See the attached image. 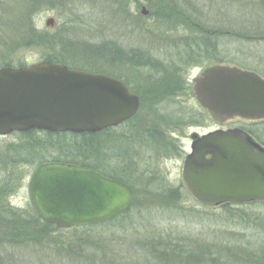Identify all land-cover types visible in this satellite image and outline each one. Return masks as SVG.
<instances>
[{
	"label": "rangeland",
	"instance_id": "rangeland-1",
	"mask_svg": "<svg viewBox=\"0 0 264 264\" xmlns=\"http://www.w3.org/2000/svg\"><path fill=\"white\" fill-rule=\"evenodd\" d=\"M243 2L0 0V63L54 57L127 81L142 101L139 128L110 134L114 170L107 171L123 174L138 192L129 222L46 232L33 217L28 182L34 164L59 153L28 158L23 136L0 135V193L8 196L0 199V219L12 216L4 212L7 201L19 214L12 223L0 221V264H264V202L230 210L204 206L182 180L193 132L244 127L264 148V119L217 122L183 86L209 61L264 77V0ZM194 107L201 108L203 125L192 118L174 123ZM160 243L164 249L151 251ZM175 246L188 255H161Z\"/></svg>",
	"mask_w": 264,
	"mask_h": 264
},
{
	"label": "water",
	"instance_id": "water-1",
	"mask_svg": "<svg viewBox=\"0 0 264 264\" xmlns=\"http://www.w3.org/2000/svg\"><path fill=\"white\" fill-rule=\"evenodd\" d=\"M146 13V12H145ZM53 18L47 20L52 25ZM192 93L214 120L264 119V77L227 64L205 67ZM140 97L121 79L42 60L0 67V135L40 129L98 132L134 117ZM182 179L204 206L264 202V148L239 127L193 132ZM28 192L43 221L59 228L115 219L135 201L134 188L93 168L43 162Z\"/></svg>",
	"mask_w": 264,
	"mask_h": 264
},
{
	"label": "trees",
	"instance_id": "trees-1",
	"mask_svg": "<svg viewBox=\"0 0 264 264\" xmlns=\"http://www.w3.org/2000/svg\"><path fill=\"white\" fill-rule=\"evenodd\" d=\"M243 1H245V0H228V3H230L231 5H234L236 7H239V3L241 4V2H243ZM252 3H253V1H252ZM250 12L251 11H249V13ZM60 39H61V42H63L62 40H64V39L63 38H60ZM49 43H52V42L49 41ZM98 49L100 52H102V50H103V49L101 50L100 48H98ZM99 51L96 50V53L99 54ZM119 54H123V53H119ZM194 56H196V54H194ZM42 60H51L53 62L62 63V64H66L67 66H69L66 62L61 61L59 59H56L54 57H44V59H42ZM197 63H200V62H197ZM209 63H210V61L207 63L205 62V65H208ZM28 64H30L28 60H25V62H20L19 64H14L12 61L2 60V62L0 63V67H3V66L18 67V66H26ZM69 67H71V66H69ZM87 70H89V69H87ZM125 82L127 85H129V83L127 81H125ZM183 86L185 87V89H187V91L189 89V92L191 93L190 86L187 87L188 86L187 83H185V85H184V82H183ZM130 88L132 89V91L134 93L136 92L131 86H130ZM141 106H142V101L140 99V108H141ZM136 115L134 117H132L131 119L125 121L123 124L117 126V127H110V128L98 131V132H93V133H91V132L75 133V132H69V131L52 132V131H46V130H40V129H31V130H27V131H15V133L19 134L20 136H23L24 143L27 145L26 150L30 154L36 153V155L40 156V154L43 152V150H47L49 152L58 151L59 156L55 157V159H53L51 161L72 163V164H77V165L84 166V167H90V168H93V169L107 175V176H113L116 179H119L121 181H125L126 179L123 176V174L122 175H118V174H114V173L112 174V173L107 171V170H110V171L114 170L111 167V164H109L110 163L109 161H111V157H112V155L110 154L109 151L114 149L116 142L112 141L110 139V134H111L112 130H117L120 127L124 128V130L135 129V131H136L137 128H139V126H140L139 125L140 118L138 115L137 116ZM185 118L187 120H188V118L194 119V123H192V124L203 125V123L205 122V121H203V120H205V116L203 115L201 108H198V107L191 108L189 111L183 113L182 115L179 114V116H177V118L173 121L176 125L188 123V122H186L187 120ZM153 128H157V126L153 125ZM241 128L246 130L250 135L252 134V132L250 130L245 129L244 127H241ZM167 137L169 138L168 134H167ZM175 148H176V146H174V149ZM175 151L177 153L180 152V151L178 152V150H175ZM32 154L29 155L28 158L32 157ZM43 162H46V161L45 160L39 161L36 164H34L33 167L35 168L38 164L43 163ZM16 182H18V181L12 180L11 183L15 184ZM185 188H186V186H185ZM134 190H135L136 197H135V201H134L132 207L129 208L127 211L123 212L122 214L118 215L115 219L109 220L106 222H102V224H110V223L119 221V219H127L128 222L132 220L131 219L132 217H130L132 215V210L134 207H136L138 205V200H139L138 192L136 191V189H134ZM186 190H187V188H186ZM5 194L6 193H3V194L0 193V199H2V198L6 199L7 195H5ZM7 202H6L5 207H3V209L5 210L4 212L5 213L9 212L10 214L12 213V216L19 215L18 212L15 211ZM255 203H260V202H250L249 204H255ZM249 204L245 203L243 205H249ZM262 204H264V203H262ZM239 205H242V204L224 203V204H221L219 207H222L226 210H230L231 208L232 209L241 208V206H239ZM30 207H31V211H32L34 219L38 223L44 225V229L46 232L58 231V230L63 229V228L57 227L54 224H49V223L43 221L41 218L38 217V215L36 214L32 205ZM0 212L3 214L2 209L0 210ZM12 216H10L8 220L6 218L4 219L2 217V219H0V221H2L3 223L4 222L5 223H12L14 221V218ZM239 216H240V213H239ZM11 217H12V219H11ZM91 226H93V225L82 226V227H72L70 229H81L83 227L88 228ZM11 227L17 228L16 225H13ZM160 247L161 248L163 247V249H164V246H161V243H160V245L157 247L153 246L151 251H154L155 253L160 252L158 249ZM187 252H188V249L182 248V250H181L177 246H175V249L174 248H168V250L164 253H161V255L162 254H164V256L170 255L172 258H175L178 256V253H180L182 256H187L188 255ZM180 261L183 264H185V262H186V260H180ZM208 264H211V263L209 262Z\"/></svg>",
	"mask_w": 264,
	"mask_h": 264
},
{
	"label": "flooded vegetation",
	"instance_id": "flooded-vegetation-1",
	"mask_svg": "<svg viewBox=\"0 0 264 264\" xmlns=\"http://www.w3.org/2000/svg\"><path fill=\"white\" fill-rule=\"evenodd\" d=\"M142 14L148 15L149 11L146 9L145 6H143L142 10H141ZM146 12V13H145Z\"/></svg>",
	"mask_w": 264,
	"mask_h": 264
}]
</instances>
